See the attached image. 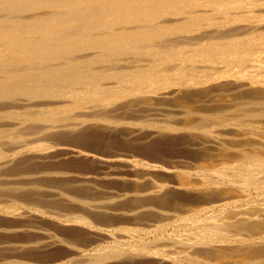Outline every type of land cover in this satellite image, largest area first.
Wrapping results in <instances>:
<instances>
[{
  "label": "bare ground",
  "instance_id": "obj_1",
  "mask_svg": "<svg viewBox=\"0 0 264 264\" xmlns=\"http://www.w3.org/2000/svg\"><path fill=\"white\" fill-rule=\"evenodd\" d=\"M0 264H264V0H0Z\"/></svg>",
  "mask_w": 264,
  "mask_h": 264
},
{
  "label": "rangeland",
  "instance_id": "obj_2",
  "mask_svg": "<svg viewBox=\"0 0 264 264\" xmlns=\"http://www.w3.org/2000/svg\"><path fill=\"white\" fill-rule=\"evenodd\" d=\"M117 136H118L117 134L106 135V138L108 139L106 141H103V143H101V145L98 147L99 151L109 154L112 152H118V150L119 152H122V150L123 151L131 150L132 153L133 151L137 153L135 156L138 158H141V159L158 158L159 160L162 161L161 163L163 164H168V163L170 164L171 163L170 161L172 160V157H173L172 155L175 153L173 149L169 148L168 146L163 145L157 137L150 139V141L149 140L148 141H140V140L134 141V139H128V138L125 139V137L122 138V137H119V136L117 137ZM110 139H113L114 141L109 142ZM150 142L153 144L149 145ZM132 144L134 146H132Z\"/></svg>",
  "mask_w": 264,
  "mask_h": 264
}]
</instances>
